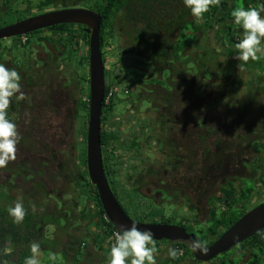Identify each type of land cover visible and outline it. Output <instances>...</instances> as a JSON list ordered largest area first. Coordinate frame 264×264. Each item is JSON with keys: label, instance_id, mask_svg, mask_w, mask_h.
Listing matches in <instances>:
<instances>
[{"label": "trees", "instance_id": "obj_1", "mask_svg": "<svg viewBox=\"0 0 264 264\" xmlns=\"http://www.w3.org/2000/svg\"><path fill=\"white\" fill-rule=\"evenodd\" d=\"M25 1L27 12L35 9V14L68 8L75 2L82 4L101 17L98 38L103 64V50L114 47L121 53L133 51L140 58L132 65L143 74L136 100L130 104L132 109L115 114L117 99L129 96L130 91L122 89L114 79L105 85L102 101L100 151L108 184L119 205V199L125 201L130 195L128 183L118 195L115 188L119 176L127 177L129 171H135L132 167L143 165L139 160H153L155 156L138 147L147 132L149 149L158 150L157 143L161 142V155L156 159L161 157V186L167 185L161 188V196L167 199L180 190L195 187L208 191L216 187L218 181L234 175L241 151L261 154L264 159V120H257L248 111L255 106V90L261 83H246L247 79H264V58L249 59L250 68L235 59L238 52L233 45L242 38V29L230 16L236 7L259 8L261 0H219L200 19L190 14L182 0H40L36 5H32L34 0ZM8 22L11 21L4 24ZM39 31L27 33L25 42L18 47L27 51L31 36ZM47 31L50 35L38 40L55 50L59 45L65 49V59L59 58L57 66L64 63L60 67H66L75 78L63 80L52 75L47 84L40 76L34 82L30 74L22 75L23 97L14 94L9 98L6 118L15 124L19 140L15 159L0 168V264H24L30 255V242L40 245L38 264H107L105 244L111 243L114 229L104 219L85 163L88 35L82 26L74 24L55 25ZM118 34L123 46L116 42ZM4 40H0V54L7 48ZM13 59L20 64V70L27 69L23 57L21 61ZM113 86L119 91L112 92L105 102ZM140 126L142 132L136 134ZM209 136L214 140L207 145ZM117 149L127 152L123 162L118 160ZM116 163L122 174L115 169ZM157 165L146 168L158 170ZM165 170L169 171L166 175ZM219 190L229 200L224 209L220 199L213 196L208 198L210 215L205 223L196 228L184 209L176 223L194 239L208 241L204 247L243 215L234 208L243 193L235 198L229 183ZM17 200L25 215L21 222L13 223L6 209ZM87 204L93 208L92 214L83 210ZM129 205L127 201L125 207ZM136 205L137 210L131 207L135 215L132 220L136 222L172 225L179 216L166 214L165 209L154 205L146 207L141 198ZM125 207H121L124 212ZM88 218L92 225L86 227ZM184 218L185 225L181 223ZM164 243L153 241V260ZM178 250L191 256L184 246L174 245L167 254L171 264L178 262ZM50 255L54 261L60 256L61 261L51 263ZM263 256L264 229L207 264H264Z\"/></svg>", "mask_w": 264, "mask_h": 264}, {"label": "flooded vegetation", "instance_id": "obj_2", "mask_svg": "<svg viewBox=\"0 0 264 264\" xmlns=\"http://www.w3.org/2000/svg\"><path fill=\"white\" fill-rule=\"evenodd\" d=\"M24 2H26V1L25 0H0V28L7 26V25H10V24H13L17 21H21V20L30 18L32 16L38 15V14H35L36 13V12H34L35 9L27 12V9H26V6L24 5ZM78 5L79 4L77 2H75V3H73V5L71 7H68V8H85L83 6L81 7L82 4H80V6H78ZM85 9H87V8H85ZM54 10H56V9H54ZM50 11H53V10H50ZM46 12H48V11H46ZM42 13H45V12H42ZM42 13H40V14H42ZM6 21H11V22L4 24V22H6ZM82 30L85 33V27L84 26H82ZM49 35H50V32L47 31V28L41 29L35 35H32L30 38V41H31V43H30V49L31 50L30 51L29 50L22 51L21 50L22 48L18 47L19 44L25 42V38H24L25 35L14 36V37L8 38L9 40L5 39L4 44L9 49L6 48V51L3 52L2 54H0V64H3L8 69H14V70L17 69L18 71L17 70L16 71L19 74L20 78L22 75L26 76L27 74H30V76L34 82L37 81V77H39V76L42 79L47 80V84L50 82L49 80L51 79L50 77L52 75L53 76L58 75L60 78H63V77L71 78V79L75 78V75H73L72 73H67L66 67H64V68L60 67L61 65H64V63H62L61 65H59V63H58V66H57V60H59V58L61 60L65 59V55H64L65 49L61 48V45H59L58 46L59 50H55L53 46L46 43L45 41L38 40V39H43L44 37H47ZM118 35H117L118 38L116 39V42L118 43V46H119L122 44L123 40H122L121 36L120 35L118 36ZM33 40H35V43L32 42ZM121 46H123V45H121ZM58 47H57V49H58ZM9 50H11V51H9ZM22 57L24 58V65L27 68L25 71H23L22 69L20 70V67H19L20 64L15 63V59H13V58H16V59H19L21 61ZM104 64H105V61H104ZM254 71H257V69ZM259 72H258V74H259ZM252 73H253V70H252ZM104 74H105L104 80H105V85H106V84H108V82L111 81L110 80L111 79L110 69L106 70L104 67ZM112 79H114V77ZM63 80H64V78H63ZM253 80H255L256 84H258L259 82L261 84L260 85L258 84L260 86V89L256 88V90H255V96H254L255 106H254V108H250V110H248V111H250V115L254 116V118L262 121V120H264V109H263L264 105H262V104H264V79L252 78V79H247L246 80L247 82L245 80L244 81L247 84H249ZM19 83H20V87H21V82L19 81ZM16 95H18L20 97L19 93H17ZM257 105H258V107H257ZM145 114H144V116L146 118ZM138 119H142V118H138ZM147 121H149V119ZM134 124H136V122H134ZM141 130H142L141 126L137 127L136 128V134L137 133L141 134V132H142ZM147 133H146L147 137H144L143 141H141V143H139V146L138 145L137 146L140 148V150L152 151L153 152L152 154H154L155 156H154L153 160H150V158L149 159L143 158V160H139L140 161L139 163H143V164H145V166L144 165H142L143 167L142 166H140V167L134 166L132 168L135 171H129L127 173L128 176L130 175L129 181L131 182V184L128 185L130 188V190H129L130 195L125 198V201L122 200L123 204H126L127 201L130 203V205H129L130 207H126V211H125L126 214L129 212L128 214L132 215V213L130 212V211H132L131 207L136 209V207H137L136 204L138 203L139 198L142 199V201L146 207L147 206L152 207L154 205V206H156L155 208H157V209H165V207L167 208L168 204L172 203V204H174V207L178 210H181V209L187 210L186 211L188 214L187 219H189V221L191 223L197 224L196 228H198V224L205 223L209 218L210 210L208 208V206H209V199L208 198H211L213 196H216L217 198H219L220 200L218 202L221 205L220 206L221 209H224L226 207V204L229 203V200L225 199L223 192L219 190V188L224 186L226 183H229L232 186L233 190L235 191V195H234L235 198L239 194L241 195L243 193L242 194L243 199L240 201V203L234 204V208L237 211L242 212V214H244L245 212L249 211L250 209L264 203V201H260L262 190H264V181H263L264 180V159L261 158V156H260L261 154H254L251 151H247V152L241 151L242 157L239 161L237 160L238 167L234 170V175L233 174L227 175L223 180L218 181V185L216 187H212L208 191H206V190L205 191H198L197 188H195V187L192 188V190H188V191H183V190L176 191L175 194L169 195V197H168L169 200L168 199L165 200L161 196L162 195L161 188L167 187V185L161 186V171H162L161 170V157H160L159 163H157L158 164L157 165L158 170L155 168L152 170H149L146 168V167L149 168L151 162L153 164L157 160L156 159L157 153H159L161 155V142L157 143L158 144V150L156 149V147L149 149V147H147V145H148L147 143L149 141L148 140L149 132H147ZM213 140L214 139H212V136H209L206 139V144L208 145ZM211 147L212 146H209V148H211ZM163 152L166 153V151H163ZM140 156L144 157L145 154L140 153ZM166 172L168 173L169 171L165 170V172H163V173L166 175L167 174ZM117 183H119V184L116 185L115 189H117L118 195H120L119 190L124 185L123 184L120 185V182H117ZM174 183H176V179H175ZM184 195L186 196L185 197L186 199H184ZM225 200H226V202H225ZM163 204H164V206H163ZM145 212H147V211L145 210ZM178 217H180V215L177 216V219H175L176 222L173 223L172 225L179 226L182 228V225L176 224V223H178L177 221L179 220ZM183 220L184 221H182L181 223L183 225H185L186 224L185 223L186 218H184ZM186 233L190 234L188 232H186ZM158 242H160V241H158ZM162 242H165V243L163 244V247L159 251V253L163 250V248L167 244V242L164 240L161 241V244H162ZM202 243H203V246H206L208 241H206V242L204 241ZM174 245L178 246L179 244H173L171 246V248L169 249V251L171 249H174ZM176 248H178V247H176ZM256 249H257V247H254L253 251H255ZM181 251H182L181 256H178V258H177L178 262L176 264H207L208 263V262H206V263L198 262V261L193 259L192 255L191 256L188 255L184 250H181ZM168 252L156 264H171V262H169L168 257H167ZM157 255L155 256V258L157 257ZM155 258H154V260H155ZM263 258H264V256H263Z\"/></svg>", "mask_w": 264, "mask_h": 264}, {"label": "water", "instance_id": "obj_3", "mask_svg": "<svg viewBox=\"0 0 264 264\" xmlns=\"http://www.w3.org/2000/svg\"><path fill=\"white\" fill-rule=\"evenodd\" d=\"M99 14L85 8H64L48 11L30 18L17 21L0 28V40L49 28L55 25L74 24L85 27L88 34V111L85 135V163L89 182L96 189L98 200L113 229L125 230L136 224L137 228L150 229L153 241H166L167 244L157 255L154 264L169 251L173 244L184 246L193 259L206 263L216 256L229 251L233 246L249 239L264 229V203L245 212L235 223L226 229L207 251L194 252L190 247L191 235L179 226L167 224H148L133 221L120 207L113 196L103 168L100 151V118L105 90L104 65L99 47ZM123 226V228L121 227Z\"/></svg>", "mask_w": 264, "mask_h": 264}, {"label": "clouds", "instance_id": "obj_4", "mask_svg": "<svg viewBox=\"0 0 264 264\" xmlns=\"http://www.w3.org/2000/svg\"><path fill=\"white\" fill-rule=\"evenodd\" d=\"M219 0H182L195 19H200L209 10L210 5L218 4ZM264 5L259 8L236 7L230 12L232 22L242 29V38L233 47L238 54L235 59L247 62L249 59L257 60L264 58ZM20 76L14 69H8L0 64V168L7 165L10 160L15 159L16 144L19 137L16 126L6 118V109L9 98L20 92ZM104 100V97H103ZM12 217L13 223L23 220L25 209L17 200L6 209ZM123 228V226H121ZM153 233L150 229L140 230L136 224H131L125 230H116L109 238L107 264H154L153 261ZM190 247L194 252H206L207 248L197 239H193ZM30 255L25 257L24 264H38L37 257L40 255V245L36 242L29 244ZM55 257L49 256V260Z\"/></svg>", "mask_w": 264, "mask_h": 264}, {"label": "rangeland", "instance_id": "obj_5", "mask_svg": "<svg viewBox=\"0 0 264 264\" xmlns=\"http://www.w3.org/2000/svg\"><path fill=\"white\" fill-rule=\"evenodd\" d=\"M38 1H40V0H34L32 5H36L38 3ZM47 11H50V10H47ZM7 40H9V39H7ZM32 42L35 43V40H33ZM25 49H27L29 51L31 50L30 46H26ZM103 56L106 59L105 64H104L105 69L106 70L110 69V71H111V79L110 80H112V78L114 77L115 83L117 85L121 86L122 89L125 88L126 90L130 91L129 96H121L120 98L117 99L115 106H114L115 107L114 108L115 114H117L119 111L125 110L127 108L132 109L133 106H131L130 104L136 100L138 89L140 87V84L143 82V80H142L143 74L140 75V73H142V72L139 71V69L132 67V65H135V63L137 61H140V58L136 54H134L133 51L127 52V53H121V51H119L116 47H114V48H112V50H109L106 52L103 50ZM249 63H250L249 60L247 62H244L245 68H250ZM17 64H19L18 61H17ZM138 65H141L142 67L144 66L143 64H141L139 62H138ZM144 69H146V68L144 67ZM248 72H249V70H248ZM118 91H119V87H117V89H116V92H118ZM22 93H25V92H22ZM141 116H143V115H141ZM128 121H131V119H129ZM132 123L133 122H131V124ZM143 125L145 126V123ZM116 155L118 157V160L123 162L126 155H127V152L122 151L120 149H117ZM156 155L159 156L160 154L157 153ZM159 160H160V158H159ZM159 160L158 161L156 160L153 164L152 163H150V164H152L154 166L156 163L159 162ZM116 164L117 165L115 166V169L117 170L118 174H122L120 171L121 166L118 165V163H116ZM154 168L155 167H151L149 170H152ZM129 178H130V175L128 177H124L122 175V177L119 176V181H121V184H123V185H126V183H128V185H129V184H131V182L129 181ZM119 181H117V182H119ZM164 199L167 200V198H165V197H164ZM119 201H120L121 207L124 208L125 204L122 203L121 199H119ZM260 201H264V190H262ZM163 206H164V204H163ZM83 210L87 211V213H91V214L93 213V208L88 204H87V206H85L83 208ZM130 212L132 213V211H130ZM181 212H183V211L176 209L174 207V204L170 203V204H168L167 208H165L164 213H166V214L167 213L168 214L178 213L180 216H182ZM88 215L90 216V214H88ZM128 216L131 218H135L133 213H132V215L128 214ZM165 216L167 217L168 215H165ZM178 218H180V217H178ZM90 219L91 218H88L89 222H88V224H86V227H89L92 225V223L90 222ZM175 219H177V217H175ZM146 220L153 221L152 218H150V217H147ZM106 256H107V254H106ZM60 261H61V258H60V256H58L55 261L51 260V263H57Z\"/></svg>", "mask_w": 264, "mask_h": 264}, {"label": "built area", "instance_id": "obj_6", "mask_svg": "<svg viewBox=\"0 0 264 264\" xmlns=\"http://www.w3.org/2000/svg\"><path fill=\"white\" fill-rule=\"evenodd\" d=\"M116 89H117L116 86H113V88L110 87V91L108 92V95H107V97H106L105 102L109 99V96H110V94H111L112 92H116ZM104 219L107 220L106 216H104ZM107 221H108V220H107ZM114 231H115V230H114ZM181 253H182V251H181V250H178V251L176 252L177 257H178V256H181Z\"/></svg>", "mask_w": 264, "mask_h": 264}, {"label": "crops", "instance_id": "obj_7", "mask_svg": "<svg viewBox=\"0 0 264 264\" xmlns=\"http://www.w3.org/2000/svg\"><path fill=\"white\" fill-rule=\"evenodd\" d=\"M261 5H264V0H261V3H260ZM261 15H264V13H261ZM109 244H110V242H107L106 244H105V248H106V251L108 252V246H109ZM102 263L104 262V261H101Z\"/></svg>", "mask_w": 264, "mask_h": 264}]
</instances>
